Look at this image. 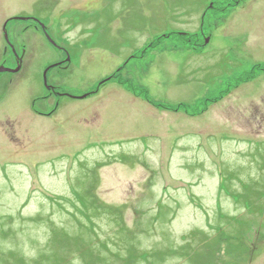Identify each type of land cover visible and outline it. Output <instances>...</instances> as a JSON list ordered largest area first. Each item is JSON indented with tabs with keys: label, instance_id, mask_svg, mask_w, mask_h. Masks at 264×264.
<instances>
[{
	"label": "rangeland",
	"instance_id": "obj_1",
	"mask_svg": "<svg viewBox=\"0 0 264 264\" xmlns=\"http://www.w3.org/2000/svg\"><path fill=\"white\" fill-rule=\"evenodd\" d=\"M3 3L0 264H264V0Z\"/></svg>",
	"mask_w": 264,
	"mask_h": 264
},
{
	"label": "flooded vegetation",
	"instance_id": "obj_2",
	"mask_svg": "<svg viewBox=\"0 0 264 264\" xmlns=\"http://www.w3.org/2000/svg\"><path fill=\"white\" fill-rule=\"evenodd\" d=\"M0 7H4V3L3 4H0ZM6 11H7V8L6 10L3 9V13L0 14V32H1V38L0 39V43L2 44V50H3V53L6 51L8 52V59L5 60V62H1L0 63V66H3L7 69H11V70H14L16 68H18L17 72L16 73H9V72H4L8 75H14V74H18L20 73L24 68L25 70L29 69L28 66L30 65V63H28L27 65V57L25 58V53H26V50L28 49V47L25 46V44L23 43L22 39H21V42H22V46L20 48V50L18 51L16 48H15V40H16V35H15V31L13 30V24L12 22L13 21H16V17L17 18H21L19 16H12L11 14H6ZM10 15V17H9ZM7 18H4L6 17ZM24 18H21V19H24V20H19V21H25V20H28V21H32V22H35V23H38L40 19H38L36 16H23ZM40 29H43L42 26H40ZM42 34H43V37H44V41L46 42V35H45V32L42 30L41 31ZM14 34V36H13ZM31 44V42H30ZM56 49L60 52H63V53H67L66 49L63 48V47H60L58 45V47H56ZM62 62V61H61ZM61 62H58V63H54L51 65V68L50 69H55V68H62V63ZM58 66H57V65ZM60 64V65H59ZM56 65V66H54ZM54 66V67H52ZM50 71V70H49ZM3 74V73H2ZM43 74V73H42ZM11 77V76H10ZM11 81L8 80V84H7V88L9 87V84ZM7 83V82H6ZM48 85V88H46L44 86V89L47 91V95H51V96H61V95H64L63 93L61 92H58L56 86H53V85ZM36 101L39 103V106H43V103H44V106H45V101H46V98L45 97H42V96H39L37 97L33 104H32V108L35 107V104H36ZM38 112V110H37ZM39 113H42V112H39ZM45 117L47 116V114H43Z\"/></svg>",
	"mask_w": 264,
	"mask_h": 264
},
{
	"label": "trees",
	"instance_id": "obj_3",
	"mask_svg": "<svg viewBox=\"0 0 264 264\" xmlns=\"http://www.w3.org/2000/svg\"><path fill=\"white\" fill-rule=\"evenodd\" d=\"M172 35H176L175 33H171V34H167V35H165L164 37H162V38H168V37H170V36H172ZM194 36V35H193ZM159 40H161V38H158L157 39V42L156 43H152L151 44V46H147L146 48L148 49V48H151V49H153L157 44H158V41ZM186 247H189V248H191L190 247V245H185V248ZM194 250V249H193ZM134 252L135 253H133V254H131V255H129V257H127V259H126V261H122V263L123 264H127L128 262H129V259L130 258H139L141 261H143V262H146V259H147V255L149 256V258L148 259H150L151 257V255L150 254H148V253H143V252H137V250L136 249H134ZM148 259H147V261H148ZM99 261H102L100 264H104L105 263V260L104 259H100ZM106 264H110V263H106Z\"/></svg>",
	"mask_w": 264,
	"mask_h": 264
},
{
	"label": "water",
	"instance_id": "obj_4",
	"mask_svg": "<svg viewBox=\"0 0 264 264\" xmlns=\"http://www.w3.org/2000/svg\"><path fill=\"white\" fill-rule=\"evenodd\" d=\"M47 38H48V40H50V38L48 36H47ZM17 70H18V68L15 69V70H8V69L0 67V73H3V72H13V73H15V72H17ZM43 80H44V84L46 85V71L43 74Z\"/></svg>",
	"mask_w": 264,
	"mask_h": 264
}]
</instances>
